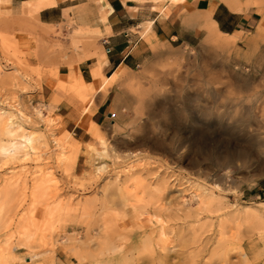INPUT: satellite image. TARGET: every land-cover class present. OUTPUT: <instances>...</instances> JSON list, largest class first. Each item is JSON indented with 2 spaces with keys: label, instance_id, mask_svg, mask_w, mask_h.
I'll list each match as a JSON object with an SVG mask.
<instances>
[{
  "label": "rangeland",
  "instance_id": "obj_1",
  "mask_svg": "<svg viewBox=\"0 0 264 264\" xmlns=\"http://www.w3.org/2000/svg\"><path fill=\"white\" fill-rule=\"evenodd\" d=\"M75 1L61 25L42 23L38 0L0 5V109L27 121L34 138L33 150L0 156V264H8V241H22L12 264H88L83 252L97 255L101 241L127 244L110 253V264H122L129 251L124 264H262L264 226L235 213L255 208L264 223V0L242 4L263 16L250 43L225 49L159 41L114 87L113 73H104L100 31L83 25L73 34L66 25L84 13L96 26L108 3ZM43 76L54 81L48 101L35 94ZM110 89V114L88 143L101 151L100 136L116 153L99 159L81 152L72 166L52 143L43 148L38 109L59 115L48 105L67 95L72 107L85 106L76 122L92 120L96 99ZM62 122L52 126L59 136ZM64 139L68 150L85 148Z\"/></svg>",
  "mask_w": 264,
  "mask_h": 264
},
{
  "label": "crops",
  "instance_id": "obj_2",
  "mask_svg": "<svg viewBox=\"0 0 264 264\" xmlns=\"http://www.w3.org/2000/svg\"><path fill=\"white\" fill-rule=\"evenodd\" d=\"M12 1L18 4L23 0ZM106 1L109 30L104 24L97 25V29L102 34L99 45L105 52L108 63L104 70L106 76L115 74L121 68H125L130 75L129 70L146 62L152 51L151 48L157 46L159 41L194 45L203 40L207 35L206 29L209 27V23L203 22V19H209V10L213 7L212 23L219 32L235 38L234 41L243 39L246 43H250L263 20L262 14L255 7L235 11L222 2L215 3L214 0H178L174 3L171 0ZM77 3L75 0L59 2L42 9L38 18L42 23L49 25L64 24L66 18L70 17L71 10L77 7L75 6ZM91 7L95 13L97 4L91 3ZM86 16L91 23L95 21L93 14H86ZM107 48H110L108 52ZM88 61L89 59H85L79 62L83 75L86 74ZM64 65L60 64L61 67ZM113 91L114 89H110L104 98L96 99L97 109L92 114L95 124H103L109 116ZM35 94L38 98L48 101L54 94V81L48 76H43ZM68 103H70L68 97L64 95L60 97L56 107L57 113L63 117L66 131L82 143L90 141V134L76 124L79 114L85 108L84 104L77 101L74 105L72 104V107ZM261 238L264 239V235Z\"/></svg>",
  "mask_w": 264,
  "mask_h": 264
},
{
  "label": "bare ground",
  "instance_id": "obj_3",
  "mask_svg": "<svg viewBox=\"0 0 264 264\" xmlns=\"http://www.w3.org/2000/svg\"><path fill=\"white\" fill-rule=\"evenodd\" d=\"M9 1L10 0H0V5H2L4 3H8ZM62 1L63 0H38V2L35 5L34 10H35L36 13H39L40 10H42L44 8H48L50 6H54V5H56V4H58L59 2H62ZM176 1L177 0H171V2H173V3L176 2ZM250 1L251 0H216L215 3L216 2H222V3L226 4L228 6V8H230L232 10L243 11L242 4H244V3L248 4ZM213 9H214V7L209 10V19H203V22L207 21L209 23V27L206 29L207 30V35L202 40V45L204 46V48H209V45H215V46H219V47L225 48V49L229 48L233 44V41H234L235 38L227 36V35H225V34H223V33L218 31V29L216 28L215 24H213L212 21H211V14L213 12ZM190 18H192V17H190ZM189 21H190V19H189ZM96 24L97 25L98 24H104V25H106V28L109 30L107 17H104L101 14L98 17V20H96ZM47 25H49V24H47ZM66 25H68L70 27V32L73 33V34L78 33L79 27H81L83 25L93 26V27L97 28V25L96 26L92 25V23L90 22V20L87 18L86 14H84V13H81V14H79L77 16V20L75 22V25L73 24V22H67ZM152 49L153 50H157L158 46H153ZM252 56H253L252 52L245 54V58H246L247 61H249ZM107 64L108 63L105 61L104 62V67H106ZM72 77L74 78V76H72ZM129 77H130V75L127 73V70L125 68H121L115 74H113L111 78H109L108 85L111 86V87H114L115 85H117V84H119L121 82L128 81ZM48 106L49 107L50 106L53 107V109L55 110L56 107H57V104H54L52 102L51 105H48ZM252 110L253 109L248 111V114H250L251 116L253 114ZM18 115H20V116L22 115V112L19 111V110H18ZM36 115H37V119L42 121L43 124L45 125V134H44L43 140H42L43 141V143H42L43 148L44 149L49 148L50 144L52 143L54 145V149L53 150L56 153L60 154V156L63 157L64 160L66 159L67 162L70 165H72V166H76V164L78 162V158H79L81 152H83V154L84 153L87 154L89 157H91L93 155H94V157L97 156L99 159L100 158H107L111 153H116L114 151V148H110V142L107 140L109 142L108 143L106 140H104V138H102L100 136H99L98 139H99V145L101 147V151H100V149L98 150L96 148L97 146L92 145V144H90L88 142H84V145H85L84 150H81V148H82L81 146H72L68 150L66 148L65 144L63 143V139L64 138H68L69 136L71 137L72 135L65 130L64 132L62 131L63 132L62 135L59 136L60 134L58 135L57 132L54 133L53 132L54 130L52 129V126L55 125L54 123L56 122V120L63 121V117H61L60 115H55V116L52 115V116H49V117L47 116L46 117V115L43 114L42 109H38L36 111ZM243 115H244V118L247 117L245 114H243ZM16 117L17 116L14 113H12L11 111H3V109H0V156H4V157L17 156V155H20L23 152V150H25L26 148H29L31 150L34 149L33 148L34 138L32 137V135H28L26 133L27 129L24 126L27 121L23 123L24 120H23L22 117H21L22 119L19 120V121L17 120ZM76 124L80 125L81 127H83L88 133H93L94 134V133H97V131H98L97 124H95L90 119H82L81 121L76 122ZM63 125H64V123H63ZM59 129H57V131ZM73 139H74V141H78L75 138H73ZM262 146H264V145L262 144ZM96 170H97V168H96ZM220 186H218V184H216V188L219 189L222 192L223 190H222V188H220ZM212 187L210 186V188H212ZM225 192H226V189H225L224 193ZM217 195H219V194H217ZM209 199H210V197H209ZM223 203H224V201H223ZM250 209H251V207H248L247 209H244V210L242 209L241 211H238V213H235V214H237L238 216L240 215V217L250 218L253 221H255L256 224L264 226V223L261 221L260 212L258 213L256 210H254L255 208H253V210H250ZM262 217H263V215H262ZM21 242L22 241H17L15 247L11 246L9 241L5 243V245L3 247V250L7 254L6 261H8V264H12L15 261V259L18 258V254L15 252V248L18 247V245L21 244ZM163 243L165 244V242H163ZM124 245L125 244L122 245V244H119V243L116 244V243H112V242L110 243V242H102L101 241V245H100L101 249L99 248V251H98L97 255H95L94 253H91L89 250H85L83 252L84 254L82 255L83 256L82 259L87 261L88 264H110V263H112V258H113L112 255L109 256L110 253L114 254V253H116V251L118 252V251L124 250V248H126L125 246L127 244L125 246ZM220 251L223 253V255H227V251L225 249L220 250ZM12 252H15V253L12 255ZM129 252H126V255H123V253H122L123 257H121V258H123V261H124V262H122V264H124L125 260L128 259ZM120 256H121V253H120ZM124 256L125 257L127 256L126 257L127 259L125 258V260H124ZM222 257H223V259L222 258L221 259L224 262H226L225 256H222ZM3 260H5V259H3ZM3 260L1 259V261H3ZM116 263H118V262H116Z\"/></svg>",
  "mask_w": 264,
  "mask_h": 264
},
{
  "label": "built area",
  "instance_id": "obj_4",
  "mask_svg": "<svg viewBox=\"0 0 264 264\" xmlns=\"http://www.w3.org/2000/svg\"><path fill=\"white\" fill-rule=\"evenodd\" d=\"M110 48H107L106 51L108 52Z\"/></svg>",
  "mask_w": 264,
  "mask_h": 264
}]
</instances>
